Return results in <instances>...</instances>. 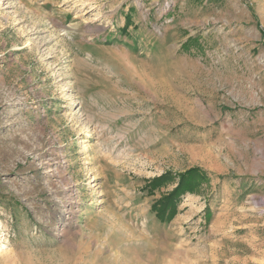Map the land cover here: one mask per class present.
Wrapping results in <instances>:
<instances>
[{
    "label": "rangeland",
    "instance_id": "1",
    "mask_svg": "<svg viewBox=\"0 0 264 264\" xmlns=\"http://www.w3.org/2000/svg\"><path fill=\"white\" fill-rule=\"evenodd\" d=\"M0 264H264V0H0Z\"/></svg>",
    "mask_w": 264,
    "mask_h": 264
},
{
    "label": "trees",
    "instance_id": "2",
    "mask_svg": "<svg viewBox=\"0 0 264 264\" xmlns=\"http://www.w3.org/2000/svg\"><path fill=\"white\" fill-rule=\"evenodd\" d=\"M195 40L196 39H190L188 43ZM179 179V184L175 190L171 193L162 195L152 205V212L162 223H170L175 218L178 213V202L181 196L187 193H195L201 187L202 183L209 181L206 174L200 169L190 170L182 174ZM168 180H170L169 175H163L159 178H155L150 182L152 190L159 187L164 181Z\"/></svg>",
    "mask_w": 264,
    "mask_h": 264
}]
</instances>
